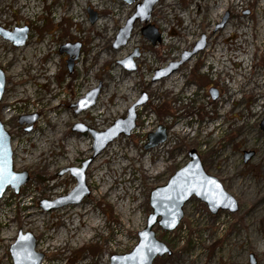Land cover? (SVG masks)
Returning a JSON list of instances; mask_svg holds the SVG:
<instances>
[{
	"label": "rangeland",
	"instance_id": "374dc122",
	"mask_svg": "<svg viewBox=\"0 0 264 264\" xmlns=\"http://www.w3.org/2000/svg\"><path fill=\"white\" fill-rule=\"evenodd\" d=\"M72 1L0 0V29L11 33L27 29V40L19 47L0 36V70L5 78L0 121L11 136V149L15 141L23 151L19 157L14 152L13 171L29 175L18 195L7 189L0 199V264H12L9 247L19 231L32 234L36 245L45 240L55 244L47 250L35 247L43 255L41 264H109L112 255L131 252L151 213L150 192L166 185L188 163L192 150L204 171L235 199L238 211L212 215L203 203L190 198L174 231L153 228L156 239L171 253L156 257L152 264H250L251 256L254 264H264V132L259 126L264 118V0H159L149 21H136L127 43L118 48L113 45L119 30L144 0L133 4L86 0L80 18L72 14ZM99 2L103 5L95 6ZM88 10L95 13L93 22ZM147 25L160 36L155 45L141 33ZM201 36L205 48L170 73L178 79V88H167L170 74L154 80L156 71L179 62ZM32 41L33 53L20 57L19 51ZM98 48L110 55L105 63L98 60ZM135 50L136 69L127 72L120 62ZM72 51L77 54L69 56ZM10 56L24 66L15 82L6 63ZM35 76L44 79L36 82ZM54 87H60L57 94ZM97 89L95 104L76 113L80 100ZM4 95L17 99L16 105L2 106ZM38 95L47 97L49 107L39 104ZM143 97L145 102L134 108L135 128L94 157L91 134L74 131V126L104 132L125 119ZM95 106L104 112L100 126ZM59 110L64 111L63 121L55 127L62 137L54 138L48 131V140L36 145L37 135L43 138L42 128L49 130L50 118ZM175 126L179 129L173 133ZM159 129H164L165 140L145 149L147 136ZM75 139L84 141L83 151L72 149ZM114 142L126 146L113 149ZM244 152L253 153L246 163ZM99 155V166L90 169ZM90 159L85 171L89 195L79 204L43 211V200L56 201L76 187L70 172L60 173L80 169ZM103 188L107 191L99 195ZM134 203L138 207L131 226L123 219V209ZM77 209L88 213H76ZM28 212L37 216L28 218ZM75 215L79 217L71 224ZM87 216L97 217L94 230H86V223L80 222Z\"/></svg>",
	"mask_w": 264,
	"mask_h": 264
},
{
	"label": "water",
	"instance_id": "95a60500",
	"mask_svg": "<svg viewBox=\"0 0 264 264\" xmlns=\"http://www.w3.org/2000/svg\"><path fill=\"white\" fill-rule=\"evenodd\" d=\"M128 4H133L134 0H124ZM159 0H144L137 4L135 13L126 21L125 26L121 28L115 38L113 48H118L125 45L130 37L133 25L136 21L147 22L150 19V12ZM89 19L91 22L95 20V13L88 10ZM141 33L152 45L160 42V36L156 29L147 25ZM0 36L8 40L14 46L19 47L25 44L27 40V29H16L14 33L0 29ZM205 38L201 39L193 46L192 51L184 52L179 62L171 64L166 70L156 71L154 80L174 72L177 67L189 60L193 55L205 48ZM76 55V51L69 53ZM139 54L135 50L120 64L127 72L135 71L133 59L138 58ZM68 62L69 71L71 63ZM5 89L4 73L0 70V102L2 100ZM98 89L90 91L86 97L80 100L76 113H80L93 106L96 102ZM145 102V97L140 99L134 107L128 111L125 119L118 120L115 124L104 132H94L87 128L74 126V131L80 133L89 132L94 140L93 151L96 157L110 142L119 135L128 136L135 128L134 108ZM260 130L264 132V118L260 122ZM164 129H159L157 133L147 136L148 143L145 149L159 145L165 140ZM253 156L252 152H244L243 161L246 163ZM91 159L82 164L80 169L70 168L60 175L70 172L71 176L76 180V187L66 197L56 201L43 200L40 207L43 211L49 212L57 210L61 207L73 204H79L84 197L89 195V191L85 184V171ZM29 181L27 172L15 173L13 171V153L11 149V136L5 130L4 125L0 121V199L10 189L14 195H18L20 188ZM196 198L203 203L212 215H216L219 211H228L235 213L238 211V204L235 199L224 190L222 184L214 177L208 175L202 166V162L196 153L192 150L189 153L188 163L177 170L167 181L166 185L157 187L150 192L149 207L151 213L146 219L145 228L138 232V243L131 252L124 255H112L109 264H152L156 257L169 255L171 251L155 237L153 228L158 226L163 231H174L183 218V208L190 198ZM36 240L30 233H22L19 231L16 239L9 247V256L12 264H41L43 255L36 253ZM250 264H254L253 256L250 257Z\"/></svg>",
	"mask_w": 264,
	"mask_h": 264
},
{
	"label": "bare ground",
	"instance_id": "6f19581e",
	"mask_svg": "<svg viewBox=\"0 0 264 264\" xmlns=\"http://www.w3.org/2000/svg\"><path fill=\"white\" fill-rule=\"evenodd\" d=\"M74 1V3H75V5L72 7L73 9H72V14H73V16H76L77 18H80V8H81V3H84V2H86V0H73ZM72 1V2H73ZM92 1H94V0H92ZM97 1H99V0H97ZM219 1V0H218ZM41 2V1H40ZM63 2V1H62ZM62 2H61V4H62ZM65 2V1H64ZM63 2V3H64ZM220 3H222V0H220L219 1ZM226 2V1H225ZM97 5H103V2H99V4H97V3H95V6H97ZM23 7V6H22ZM28 8V7H27ZM111 8L114 10V12H115V14L118 12V7H116V5L114 4V5H111ZM59 10V9H58ZM57 10V11H58ZM65 16V15H64ZM79 20V19H78ZM79 23V22H78ZM103 25V24H102ZM37 37V36H36ZM35 39V38H34ZM33 42V41H32ZM96 44H98L99 42H95ZM168 43V42H167ZM34 42L31 44V45H29V46H26L24 49H22L21 51H19L20 53H19V56L21 57H27V58H29V55H30V53H33L32 51H33V49H34ZM165 45V44H164ZM45 46L47 47V48H49V42H47L46 44H45ZM46 48V49H47ZM93 48H96V47H93ZM37 49V48H36ZM50 49V48H49ZM35 50V49H34ZM45 50V49H44ZM51 50V49H50ZM89 51V50H88ZM18 53V52H17ZM97 54H98V60H99V62L101 61V63L103 62V63H105L107 60H108V56H110L109 54H106L104 51H102L101 49H97V52H96ZM102 53H105L106 55H103ZM115 56H116V54H114ZM88 56V55H87ZM93 56V55H92ZM94 57V56H93ZM27 58H26V60H27ZM95 59V58H94ZM31 60V59H30ZM35 61V60H34ZM19 62V61H18ZM24 62V61H23ZM28 62L29 61H26L25 63H26V66H28ZM31 62V61H30ZM82 62H84V61H82ZM6 63L7 64H9L10 65V67H9V75L11 76V78H12V82H15L16 81V79H17V76H19V73H21V68L22 67H24L23 65H21L20 64V62H19V64H17L16 63V61L15 62H13V58H12V56H10L9 58H7V60H6ZM34 63V62H33ZM36 63V62H35ZM34 63V64H35ZM38 63V62H37ZM53 64V63H52ZM36 65V64H35ZM30 66V65H29ZM36 70V69H35ZM37 71V70H36ZM39 74V73H38ZM35 75V74H34ZM171 75V74H170ZM115 76V75H114ZM34 77V76H33ZM36 77V82L37 81H43V79H44V77L43 78H41V77H38V76H35ZM46 77V76H45ZM114 80V79H113ZM18 81V80H17ZM167 82H166V84L168 83V85L169 84H171V87L169 88V86L167 87L168 89H170V90H175L176 88H178V86H177V81H178V79L177 78H175L173 75H171V76H169L168 77V79L166 80ZM35 82V83H36ZM46 83V82H45ZM12 84V83H11ZM16 84V83H15ZM14 84V85H15ZM39 84V83H38ZM50 84V83H49ZM43 85V84H42ZM47 85V84H46ZM53 86V85H52ZM167 86V85H166ZM12 87H13V85H12ZM46 87V86H45ZM102 87L104 88V85H102ZM168 89H166L167 91H168ZM30 90V89H29ZM56 90V91H55ZM169 90V91H170ZM54 91H55V93L57 94L58 92H57V89L56 88H54ZM168 91V92H169ZM18 92V91H17ZM19 94V93H18ZM16 95V97H18L19 95ZM29 93H27L26 95H28ZM56 94L54 95V97L53 98H55L57 101H59L60 100V98L59 97H57L56 96ZM109 94V93H108ZM30 96V95H29ZM4 97H5V100L3 101V103H2V106H4V107H6V106H8V105H16V100H15V98H10L9 96H7V95H4ZM35 97V96H34ZM51 98H52V96H51ZM50 98V99H51ZM32 99V98H31ZM36 99V98H35ZM42 99V101H41V103H39V104H42V105H44V107L46 106V107H49L48 105H47V103L46 102H49V101H47V97H45L44 96V98H41V96L40 95H38L37 96V101H40ZM49 99V98H48ZM33 100V99H32ZM34 101H36V100H34ZM53 103V102H52ZM64 103V99H61V102H60V105L61 104H63ZM33 105V104H32ZM55 105V104H54ZM35 107V106H34ZM55 107V106H54ZM53 108V107H52ZM48 110V109H47ZM49 110H50V108H49ZM97 111H99V112H97ZM50 112V111H49ZM36 113H38V111L36 112ZM93 113L95 114L94 115V118L95 119H97V121H96V123L98 122L99 124H98V126H100V121L102 120V117L104 116V112L102 111V106H99V107H94V111H93ZM143 113V112H142ZM64 114V111H62V110H59V112H57L53 117H51L50 118V122H49V130H48V128H46V129H44L45 130V132H43L44 130H43V128H42V130H41V135H42V137L43 138H41V136H39V135H37V138H36V140H35V144L36 145H39V144H41L42 143V141H43V139L45 140V139H47V136H46V132H50V135H52L54 138H60V137H62V133L60 132V128H57V127H55L56 126V124H59V123H62V121H63V118H61V116ZM59 116V117H58ZM100 116H102L101 117V119H100ZM57 117V118H56ZM56 118V119H55ZM39 128V127H38ZM171 128V127H170ZM179 129V128H178ZM177 128H176V126H175V128H173V133H176V131L178 130ZM37 130V129H36ZM172 131V130H171ZM185 133V132H184ZM56 135V136H55ZM177 136V135H176ZM170 137V136H169ZM34 139V138H33ZM48 140V139H47ZM80 144V145H79ZM85 145L86 144H84V141H82V140H78V139H75L74 141H73V144H72V149H76V151L77 152H81V151H83V148L85 147ZM113 149H122L123 147H125L126 145H125V143L123 142V143H121V144H117L116 145V142H114L113 144ZM36 147H38V146H36ZM108 148H110L109 146H108ZM167 148V147H166ZM72 149H68V151L69 150H72ZM113 149H112V151H113ZM12 150H13V154H14V152L17 154V157H19L18 155H21L20 153L21 152H23V151H21L22 150V148H19L18 149V146H16V142L15 141H12ZM40 150V149H39ZM43 151H46V149H42ZM17 151V152H16ZM156 151H158V150H156ZM130 154V153H129ZM122 157V156H121ZM120 157V158H121ZM124 157V156H123ZM130 157V156H129ZM15 158V157H14ZM102 158H100V155L96 158V160L93 162V164L90 166V169H97V167L99 166V163H100V160H101ZM122 160V159H121ZM119 162V161H118ZM121 162V161H120ZM119 164V163H118ZM144 168V167H143ZM146 168V167H145ZM145 171V170H144ZM105 174V173H104ZM146 174V173H145ZM95 175V174H94ZM93 175V176H94ZM95 178V177H94ZM96 179L99 181H101V177L97 174V177H96ZM109 179V178H108ZM108 179L105 181V183L107 182L108 184H109V181H108ZM113 180V179H112ZM92 181V180H91ZM106 183V184H107ZM101 186V185H100ZM130 188V187H129ZM131 188H132V186H131ZM107 191V190H106ZM105 191V189L103 188L101 191H99L98 192V194L99 195H104V193L106 192ZM117 193V192H116ZM115 194V193H114ZM118 194V193H117ZM132 195H134V194H132ZM6 196V195H5ZM116 197H117V195H116ZM119 198V197H118ZM123 202H124V200H123ZM136 204L137 203H134L133 205H129V204H126V206H125V208L123 209V211H124V214H125V217L123 218L126 222H129V224L132 226H135L134 225V223H133V221H134V218H135V216H136V210H137V207L138 206H136ZM117 210H120V208H119V206L117 205ZM127 211L129 212V213H127ZM76 213H82V215H86L88 212H87V210L86 211H84V209H77L76 211H75ZM28 214V218H35L36 216H35V214H32V212H28L27 213ZM79 216H77V215H75L74 217H72L73 218V222L71 223V224H74L75 223V220L78 218ZM94 217H96V216H94ZM93 216L92 217H90V216H87V218L85 219V220H83V221H80V222H83V223H86V226H85V228H86V230H94V228H95V225H94V220H93V218H94ZM97 218V217H96ZM29 220V219H28ZM40 223H41V221H42V219L41 218H39V220H38ZM35 222V221H34ZM37 222V221H36ZM79 222V223H80ZM58 240L59 241H63V239H62V237L61 236H59L58 235ZM55 245V244H54ZM53 244H47V241L45 240V241H43V242H41L40 244H37L36 245V247L39 249V250H47V249H50V248H52V246H54ZM57 246V245H56Z\"/></svg>",
	"mask_w": 264,
	"mask_h": 264
}]
</instances>
